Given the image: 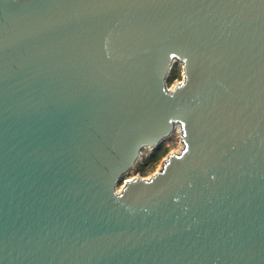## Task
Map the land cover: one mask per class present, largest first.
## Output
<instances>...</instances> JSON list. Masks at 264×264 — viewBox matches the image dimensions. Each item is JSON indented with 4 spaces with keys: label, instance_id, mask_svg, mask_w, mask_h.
Wrapping results in <instances>:
<instances>
[{
    "label": "water",
    "instance_id": "obj_1",
    "mask_svg": "<svg viewBox=\"0 0 264 264\" xmlns=\"http://www.w3.org/2000/svg\"><path fill=\"white\" fill-rule=\"evenodd\" d=\"M0 264H264V0H0Z\"/></svg>",
    "mask_w": 264,
    "mask_h": 264
},
{
    "label": "rangeland",
    "instance_id": "obj_2",
    "mask_svg": "<svg viewBox=\"0 0 264 264\" xmlns=\"http://www.w3.org/2000/svg\"><path fill=\"white\" fill-rule=\"evenodd\" d=\"M179 65L181 66V69H182V65L179 63ZM181 75H182V77H181V79L180 80H177L176 81V83L177 82H180L181 80H182V78H183V69H182V71H181ZM175 83V84H176ZM174 85V84H173ZM172 85V86H173ZM172 86H170V87H172ZM164 148H168V153L165 155V156H163L156 164H155V166H153V167H150V168H148V170L146 171V173L145 174H141L140 172H137L136 171V166L133 168V169H131L125 176H124V178L121 180V182H120V184H119V186H118V189H120L123 185H124V183H125V181H127V180H129V179H132V178H134V177H136V176H138V175H140V176H142V177H145V178H149L151 175H153L157 170H159V169H161L162 167H163V164L165 163V159L167 158V156L170 154V153H173V152H180L181 150H182V147H183V143H182V140H181V135H180V132L179 131H177V130H175L174 132H173V134L169 137V138H167V139H165L163 142H162V144H161ZM152 149H150V148H145V149H143V151H142V154H141V157H140V159H139V161L138 162H140L143 158H145V157H147V156H149L151 153H152Z\"/></svg>",
    "mask_w": 264,
    "mask_h": 264
},
{
    "label": "trees",
    "instance_id": "obj_3",
    "mask_svg": "<svg viewBox=\"0 0 264 264\" xmlns=\"http://www.w3.org/2000/svg\"><path fill=\"white\" fill-rule=\"evenodd\" d=\"M181 71L182 69L179 64H175L173 66L167 81L169 87L175 84L177 80L181 79ZM167 153L168 148H164L162 145H160L157 149L153 150L149 156L143 158L140 162L137 163L136 171L140 172L141 174H145L148 168L155 166V164Z\"/></svg>",
    "mask_w": 264,
    "mask_h": 264
},
{
    "label": "bare ground",
    "instance_id": "obj_4",
    "mask_svg": "<svg viewBox=\"0 0 264 264\" xmlns=\"http://www.w3.org/2000/svg\"><path fill=\"white\" fill-rule=\"evenodd\" d=\"M177 131H179V132H180V134H181V130H180V128H179V127H177Z\"/></svg>",
    "mask_w": 264,
    "mask_h": 264
}]
</instances>
